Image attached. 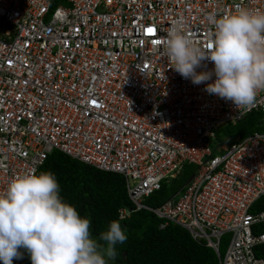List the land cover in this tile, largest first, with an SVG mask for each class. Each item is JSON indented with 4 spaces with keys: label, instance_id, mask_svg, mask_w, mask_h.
I'll return each instance as SVG.
<instances>
[{
    "label": "built area",
    "instance_id": "1",
    "mask_svg": "<svg viewBox=\"0 0 264 264\" xmlns=\"http://www.w3.org/2000/svg\"><path fill=\"white\" fill-rule=\"evenodd\" d=\"M0 0V193L37 171L53 150L123 176L133 208L187 229L220 264H264V131L212 142L221 127L264 112V91L248 110L177 73L162 39L175 21L205 47L220 18L264 0ZM196 71L211 70L210 61ZM215 149V150H216ZM220 150V152H218ZM218 152V153H217ZM191 178L157 205L145 198ZM229 234L220 256L221 239ZM2 264V261H0Z\"/></svg>",
    "mask_w": 264,
    "mask_h": 264
},
{
    "label": "clouds",
    "instance_id": "2",
    "mask_svg": "<svg viewBox=\"0 0 264 264\" xmlns=\"http://www.w3.org/2000/svg\"><path fill=\"white\" fill-rule=\"evenodd\" d=\"M208 20L214 32L205 47L194 42L178 20L162 39L164 53L183 78L199 85L214 76L205 91L248 110L264 91V11L237 7L234 13L209 15ZM205 61L214 67L197 72ZM59 193L54 174L47 171L28 170L9 181L0 193L2 264L22 259L20 249L31 264H108L115 258V246L127 239L120 223L110 222L95 239L89 219Z\"/></svg>",
    "mask_w": 264,
    "mask_h": 264
},
{
    "label": "trees",
    "instance_id": "3",
    "mask_svg": "<svg viewBox=\"0 0 264 264\" xmlns=\"http://www.w3.org/2000/svg\"><path fill=\"white\" fill-rule=\"evenodd\" d=\"M60 3L65 2L49 0L50 9L53 10ZM231 126H223L228 128L224 136L217 132V138L212 142L214 152L217 151L216 145L226 140L264 131V112H251ZM43 171L54 174L63 201L74 206L82 217L89 219L93 238L99 239L100 233L107 230L110 222L120 223L127 239L115 246V258L108 260V264H220L214 250L193 239L184 228L172 223L159 228L162 219L149 210H135L128 216L120 217L121 208H133L122 175L98 169L59 150H53L36 172ZM195 171L194 164H185L176 178L164 181L160 190L145 198V202L149 205L161 203L176 193ZM251 210L264 211V195L253 203ZM227 242V237L223 236L220 255L225 251ZM20 251L23 258L14 259L12 264H31L27 252L23 249ZM255 254L264 258V244L255 247Z\"/></svg>",
    "mask_w": 264,
    "mask_h": 264
},
{
    "label": "rangeland",
    "instance_id": "4",
    "mask_svg": "<svg viewBox=\"0 0 264 264\" xmlns=\"http://www.w3.org/2000/svg\"><path fill=\"white\" fill-rule=\"evenodd\" d=\"M230 125H232V126H233L234 124H230ZM232 126H231V127H232ZM227 129H228V128H227ZM227 129H226V128H224V127H223V128H221V129H219V130H218V135H220V136H222V135H223V136H224V135L226 134L225 132H226V130H227ZM232 140H233V139H230L229 141H228V140H226V141L223 143V145H222V146H227V144H229V143H230ZM217 150H218V149H217ZM218 152H220V150H219ZM218 152H217V153H218ZM187 168H188V165H186V169H187ZM224 236H226V237H227V239L229 238V234H225ZM106 259H107V258H106Z\"/></svg>",
    "mask_w": 264,
    "mask_h": 264
}]
</instances>
